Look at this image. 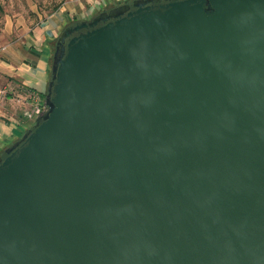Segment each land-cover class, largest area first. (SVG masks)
<instances>
[{
	"label": "water",
	"instance_id": "95a60500",
	"mask_svg": "<svg viewBox=\"0 0 264 264\" xmlns=\"http://www.w3.org/2000/svg\"><path fill=\"white\" fill-rule=\"evenodd\" d=\"M0 264H264V0L66 27L0 155Z\"/></svg>",
	"mask_w": 264,
	"mask_h": 264
},
{
	"label": "crops",
	"instance_id": "0c3cea01",
	"mask_svg": "<svg viewBox=\"0 0 264 264\" xmlns=\"http://www.w3.org/2000/svg\"><path fill=\"white\" fill-rule=\"evenodd\" d=\"M133 0H71L39 21L34 28V36L29 39L28 51L18 50L10 60L0 63V71L10 76L16 75L17 100L11 107L4 104L0 86V155L6 148L33 126L25 116V109L31 106L30 93H46L51 78L53 51L64 29L76 22L92 20L105 10ZM20 87V89H19Z\"/></svg>",
	"mask_w": 264,
	"mask_h": 264
},
{
	"label": "rangeland",
	"instance_id": "374dc122",
	"mask_svg": "<svg viewBox=\"0 0 264 264\" xmlns=\"http://www.w3.org/2000/svg\"><path fill=\"white\" fill-rule=\"evenodd\" d=\"M71 0H0V63L14 57V51H28L29 39L34 36V28L41 19L59 10ZM53 62V60H52ZM19 82L16 75L10 76L0 71V86L4 104L8 107L18 101L15 86ZM20 89V87H19ZM43 89V88H42ZM41 89L42 104L45 92ZM32 124L34 118H28Z\"/></svg>",
	"mask_w": 264,
	"mask_h": 264
},
{
	"label": "built area",
	"instance_id": "2783aa9c",
	"mask_svg": "<svg viewBox=\"0 0 264 264\" xmlns=\"http://www.w3.org/2000/svg\"><path fill=\"white\" fill-rule=\"evenodd\" d=\"M29 98L31 106L25 109L24 113L26 117L36 119L44 110V102L40 103L41 96L36 92L30 93Z\"/></svg>",
	"mask_w": 264,
	"mask_h": 264
},
{
	"label": "flooded vegetation",
	"instance_id": "af4514ba",
	"mask_svg": "<svg viewBox=\"0 0 264 264\" xmlns=\"http://www.w3.org/2000/svg\"><path fill=\"white\" fill-rule=\"evenodd\" d=\"M76 24V23H75ZM75 24H73V25H70V26H74ZM69 27V26H68Z\"/></svg>",
	"mask_w": 264,
	"mask_h": 264
}]
</instances>
